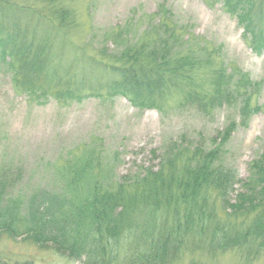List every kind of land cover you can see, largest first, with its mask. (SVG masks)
I'll return each instance as SVG.
<instances>
[{"label":"trees","instance_id":"obj_1","mask_svg":"<svg viewBox=\"0 0 264 264\" xmlns=\"http://www.w3.org/2000/svg\"><path fill=\"white\" fill-rule=\"evenodd\" d=\"M43 1L52 14L35 16L26 6L0 1V64H17V93L40 98L47 84L55 97L76 102L120 96L133 108L162 111L159 102L178 95L181 107L205 116L234 103L240 105L243 121L260 112L253 101L259 84L244 77L229 83L214 65L205 79L211 91L201 90L208 56L200 61L189 46L177 52L182 31L166 16L159 21V14L152 15L157 23L150 19L152 25L145 24L140 40H125L128 31L114 33L119 53L112 63L84 54L75 58V50L69 69L62 71L63 53L72 50L65 38L54 40L69 26L67 13L56 5L58 0ZM221 2L237 19L251 50L264 54V0ZM93 81L103 83H95L98 88ZM234 128V123L228 125L208 147L173 143L154 153L159 161L155 168L132 176L116 177L102 162L61 159L46 178L38 179L33 171L25 184L21 167L2 163L0 237L27 241L81 264H174L197 250L264 264V153L250 164L249 178L240 180L226 159Z\"/></svg>","mask_w":264,"mask_h":264},{"label":"rangeland","instance_id":"obj_2","mask_svg":"<svg viewBox=\"0 0 264 264\" xmlns=\"http://www.w3.org/2000/svg\"><path fill=\"white\" fill-rule=\"evenodd\" d=\"M12 2L28 7L35 16L52 14L51 6L43 0ZM56 5L67 13L69 26L62 29L54 42L65 38V44L72 50L64 51L63 63L58 59L62 71L69 69L67 64L75 50L78 52L75 58L84 54L112 63L119 53L113 40L115 32L128 31L125 40L133 37L138 40L147 28L145 24H151L150 19L154 25L166 16L168 23L179 28L184 36L183 46L177 52L189 46L200 61L208 56V66L199 80L201 90L211 91L209 79L206 82L205 79L214 65L219 75L225 73L229 83H239L241 77L249 83H258L253 101L261 110L243 121L239 117L241 107L234 103L205 116L191 107H181L183 98L178 95L160 101L162 111L140 110L120 96L86 97L81 102L61 100L51 94L53 86L47 84L42 97L30 98L14 89L17 64H0V164L21 167L26 175L25 184L30 183L33 171L38 173V179L46 178L51 166L61 159L73 164L102 162L116 177L132 176L158 165L155 152L173 143L208 147L234 123L226 159L238 171L240 180L249 178L250 164L264 153V54L257 55L251 50L237 19L225 11L221 0H58ZM158 14L156 20L152 15ZM43 33H46L44 26ZM53 63L56 65L54 60ZM98 82L103 83L91 84L99 88L95 85ZM193 262L246 264L235 254L211 257L202 250L188 252L174 264ZM0 264L81 263L27 241L0 237Z\"/></svg>","mask_w":264,"mask_h":264}]
</instances>
